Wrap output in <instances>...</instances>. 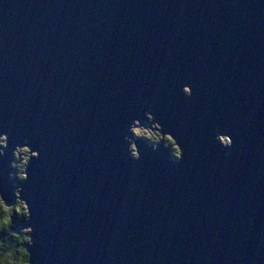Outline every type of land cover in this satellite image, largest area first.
Here are the masks:
<instances>
[{"label":"water","instance_id":"obj_1","mask_svg":"<svg viewBox=\"0 0 264 264\" xmlns=\"http://www.w3.org/2000/svg\"><path fill=\"white\" fill-rule=\"evenodd\" d=\"M145 110L181 160L129 156ZM0 131L33 264H264V0H0Z\"/></svg>","mask_w":264,"mask_h":264},{"label":"clouds","instance_id":"obj_2","mask_svg":"<svg viewBox=\"0 0 264 264\" xmlns=\"http://www.w3.org/2000/svg\"><path fill=\"white\" fill-rule=\"evenodd\" d=\"M180 90L185 95H191L190 87L187 84L181 85ZM143 117L148 121L147 126L136 118H132L127 125V131L130 135L124 136V142L127 145L129 156L134 160L139 159V151L135 141L136 139H143L151 145L152 151H156L157 145L163 142L164 146L169 149L170 156L176 161L181 160L182 148L176 140L174 139L172 143H166L162 138L164 134H169L171 137L173 135L155 120L150 111L145 110ZM214 132V139L219 145L229 149L232 144L230 136L220 130L214 129ZM7 140V133L0 131V156L4 155ZM230 154V151L224 152L225 157ZM11 156L12 159L9 162V167L13 170L9 173V178L13 181L11 203H8L5 196L0 194V264H33L31 252L29 251L34 245L33 229L31 226H26L21 228L19 232L14 231L13 217L25 221L31 217L28 202L21 198V193L26 191L21 187V184L27 180L29 162L34 158H38L39 153L30 147L29 140L24 137L13 147Z\"/></svg>","mask_w":264,"mask_h":264},{"label":"trees","instance_id":"obj_3","mask_svg":"<svg viewBox=\"0 0 264 264\" xmlns=\"http://www.w3.org/2000/svg\"><path fill=\"white\" fill-rule=\"evenodd\" d=\"M168 139V138H167ZM167 139H166V137H165V141H166V143H172V141L170 140V139H168V141H167ZM13 220H14V225H16V223L20 220H17V219H15V217H13Z\"/></svg>","mask_w":264,"mask_h":264},{"label":"rangeland","instance_id":"obj_4","mask_svg":"<svg viewBox=\"0 0 264 264\" xmlns=\"http://www.w3.org/2000/svg\"><path fill=\"white\" fill-rule=\"evenodd\" d=\"M163 138V137H162Z\"/></svg>","mask_w":264,"mask_h":264}]
</instances>
